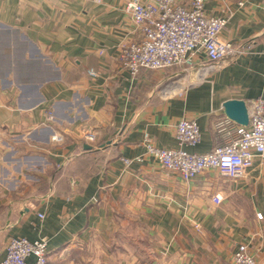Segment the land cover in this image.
Wrapping results in <instances>:
<instances>
[{"label": "crops", "instance_id": "0c3cea01", "mask_svg": "<svg viewBox=\"0 0 264 264\" xmlns=\"http://www.w3.org/2000/svg\"><path fill=\"white\" fill-rule=\"evenodd\" d=\"M130 1L0 0V260L9 239L25 238L46 240V264H230L242 243L264 264L261 160L240 179L184 182L144 142L207 154L235 138L224 102L264 98V0L206 3L242 53L212 66L201 55L165 87L120 60L141 37ZM181 119L197 123V146L175 139Z\"/></svg>", "mask_w": 264, "mask_h": 264}, {"label": "built area", "instance_id": "2783aa9c", "mask_svg": "<svg viewBox=\"0 0 264 264\" xmlns=\"http://www.w3.org/2000/svg\"><path fill=\"white\" fill-rule=\"evenodd\" d=\"M211 0H131L125 6L131 22L140 33L138 42L124 45L120 60L128 72L135 76L140 70L163 71L170 68L192 69L203 55L212 65L242 52L222 39L226 18L210 17L204 6ZM89 75L96 74L89 71ZM248 125L236 124L235 138L219 144L207 154H192L183 148L160 149L145 137V152L164 170L176 174L182 181L191 182L198 176L216 171L229 179L243 178L256 158L264 168V98L247 106ZM47 121L53 123L52 112ZM229 135V133H227ZM84 139L94 143L93 134L83 133ZM175 139L180 146L195 147L201 141L197 123L181 119L175 125ZM52 142L63 141L61 135L50 137ZM140 161V159H136ZM129 165L128 161H125ZM214 205L222 203L219 195L212 197ZM43 219L42 214H38ZM261 219V215H257ZM48 249L45 239L29 241L11 238L5 245L0 264H46ZM230 264H256L248 245H237Z\"/></svg>", "mask_w": 264, "mask_h": 264}, {"label": "water", "instance_id": "95a60500", "mask_svg": "<svg viewBox=\"0 0 264 264\" xmlns=\"http://www.w3.org/2000/svg\"><path fill=\"white\" fill-rule=\"evenodd\" d=\"M223 109L228 120L237 125H248V111L246 104L241 100H228L224 102ZM90 149V147H86Z\"/></svg>", "mask_w": 264, "mask_h": 264}, {"label": "rangeland", "instance_id": "374dc122", "mask_svg": "<svg viewBox=\"0 0 264 264\" xmlns=\"http://www.w3.org/2000/svg\"><path fill=\"white\" fill-rule=\"evenodd\" d=\"M185 69L186 68H184V67L183 68H177L176 67V68H170V69L163 70V71H157L158 77H160V79L165 80V82L162 86L165 87L169 83L173 84L174 82H178V80L181 77H185L186 75H188L192 71V69H188L187 71H185ZM192 81H193L192 79L187 78L186 80H183V84L187 86Z\"/></svg>", "mask_w": 264, "mask_h": 264}]
</instances>
